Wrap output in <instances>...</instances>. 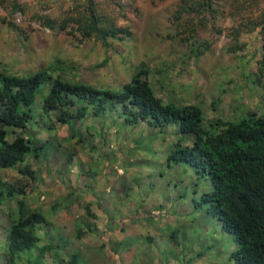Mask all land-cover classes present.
<instances>
[{"label": "rangeland", "instance_id": "1", "mask_svg": "<svg viewBox=\"0 0 264 264\" xmlns=\"http://www.w3.org/2000/svg\"><path fill=\"white\" fill-rule=\"evenodd\" d=\"M18 1L28 9L25 14L9 15L0 7V71L24 76L59 63L57 69L61 66L65 75L69 70L70 79L118 89L144 67L154 94L165 103L198 106L201 124L209 132L215 130L216 119L238 122L264 117V74L260 77L256 65L262 52L256 25L263 21L264 0H215L214 8L223 17L218 22L221 31L217 34L207 25L196 32L199 43H210L198 57L191 54L189 41H183L189 25L174 27L177 10L186 0H134L137 11L127 13L128 21H119L130 26V34L109 39L107 52L99 42L81 40L76 33L42 28L29 17V8H39L37 0ZM69 2L56 3L63 8ZM45 8V13L54 12L56 5L51 1ZM180 15L179 23L191 18L187 12ZM104 56L107 63L97 67ZM46 92L47 83L37 89L27 125L40 147L37 158L30 152L23 163L0 171L5 183L0 196V264H58L55 252L62 261L68 262L70 252L77 264H97L93 258L98 260L99 249L86 243L113 241L118 232L131 235L123 243L136 248L127 264L138 263L137 258L143 259L141 264H235L230 258V235L201 201V194L210 189L209 181L184 163L167 161L181 136L175 125L129 126L108 112L101 118L76 120L72 133L80 138L76 142L64 125L53 120L52 129L48 128L50 120L40 110ZM183 136L179 144L193 139ZM25 167V174L20 173ZM29 172L34 178L23 187V203L27 211L40 213L45 223L35 229L37 244L11 258L3 244L19 196L5 195L10 186L25 185ZM87 204L93 216L86 214ZM78 230L85 233L79 239Z\"/></svg>", "mask_w": 264, "mask_h": 264}, {"label": "trees", "instance_id": "2", "mask_svg": "<svg viewBox=\"0 0 264 264\" xmlns=\"http://www.w3.org/2000/svg\"><path fill=\"white\" fill-rule=\"evenodd\" d=\"M51 1H54L56 10L45 13V5ZM57 1L37 0L39 8H29L30 19L50 32H66L72 36L76 33L81 40L99 42L105 52L110 48L109 39L121 40L130 34V26L119 21H128L127 13L137 11L134 0H68L69 5H63L64 9ZM214 1L194 0L189 3L186 0L174 17V27L189 25L190 33L183 41H189L194 57L201 56L210 46L209 42L199 43L194 38L198 30L209 25L217 34L221 31L218 22L223 19L222 12L218 7L214 8ZM0 7L9 15L14 12L25 14L28 10L18 0H0ZM180 12H187L191 18L179 23ZM4 20L1 19L6 27L13 29ZM256 26L262 40V52L256 63L261 77L264 74V17ZM107 61L108 57L104 56L97 67L104 66ZM58 66L59 63L57 66L49 65L24 76L0 71V171L23 163L30 152L37 158L36 151L40 147L28 134L27 125L32 121L36 91L45 83L47 92L41 99L40 110L50 120L48 128L51 129L55 121L71 130L72 134L76 120L82 121L87 116L101 118L108 112H113L129 126L144 123L161 129L166 125H175L182 137L192 135L193 139L190 145L176 143L167 161L184 163L198 177L209 181L210 190L201 194V201L205 203L206 212L218 221L221 230L230 235L233 243L230 258L234 263L264 264V117L238 122L216 119L212 125L215 130L209 132L201 124L198 106L163 103L154 95L144 67L135 71L118 89H107L70 79L66 76L71 74L69 70L65 75L61 66L57 69ZM71 137L76 142L80 141L79 136L75 138L72 134ZM26 170L25 167L19 172L25 174ZM28 175L25 185H12L5 195L10 198L15 192L19 196L3 244L4 251L11 258L37 244L35 229L45 221L40 213L29 212L24 206L23 187L34 178L33 173ZM4 186L0 177V196L4 195ZM28 190L31 191L30 188ZM89 208L87 204L85 212L93 216ZM76 233L79 236L81 230ZM75 260L73 256L69 263L75 264Z\"/></svg>", "mask_w": 264, "mask_h": 264}, {"label": "crops", "instance_id": "3", "mask_svg": "<svg viewBox=\"0 0 264 264\" xmlns=\"http://www.w3.org/2000/svg\"><path fill=\"white\" fill-rule=\"evenodd\" d=\"M138 203H139V200H138ZM158 206H162V204H158ZM44 223H45V221L42 224H44ZM81 234H85V233L83 231H81ZM124 234L125 233L122 234L121 232H118L117 235H115V237H114L115 239L113 241H108L105 238V242H100V244H97V243L93 244L91 241H90L91 245H89L90 243L89 244L86 243V245H88V246H94V247H96V249H99L100 255H99L98 260L96 258H93L95 260V262H97V264H127L126 261L130 258L129 257L130 251H133V249H136V248H132L131 245H126L123 243V240L125 237H131V235H124ZM104 235H105V233L103 234V236ZM132 236H133V238L137 237L136 234H132ZM138 236H142V235L139 234ZM105 237H107V236H105ZM88 238H92V236L88 235ZM144 238L146 239L145 236H144ZM77 239H79V236L77 237ZM118 244H119V246H118ZM117 246H118V248H117ZM77 247L78 248H76V249H78V252H80V246H77ZM55 255L59 260L58 264H70L71 262L69 263V260L72 261V257L73 256L76 257V255H71L70 252L67 253V257H68V262H67L66 258H65V261H62L60 255H58L57 252H55ZM80 255L83 258L88 259L87 255H85L83 253ZM94 255H90V256L94 257ZM116 256L122 257V259L124 261L122 263H120L119 261H117ZM135 256L139 257L138 255H135ZM136 260L139 264H141V262H140L141 260L143 261V259H139V258H137ZM52 263L56 264L55 262H52ZM138 263H136V264H138ZM75 264H77V258L75 260Z\"/></svg>", "mask_w": 264, "mask_h": 264}, {"label": "clouds", "instance_id": "4", "mask_svg": "<svg viewBox=\"0 0 264 264\" xmlns=\"http://www.w3.org/2000/svg\"><path fill=\"white\" fill-rule=\"evenodd\" d=\"M150 85V84H149ZM152 89V88H151ZM153 91V90H152ZM153 94H154V92H153ZM155 95V94H154ZM163 102V101H162ZM163 103H165V102H163ZM141 124V123H140ZM142 124H144V123H142ZM146 125V124H145ZM148 126V125H147ZM155 129H158V128H155ZM182 136V135H181ZM180 136V137H181ZM180 137H178V140L180 141ZM178 140L175 142V144L174 145H176V143H178ZM190 141H192V140H190ZM191 143V142H190ZM190 143H189V145H190ZM179 144V143H178ZM179 145H187V144H179ZM210 190V189H209ZM155 215H157V212H155ZM6 237V236H5ZM236 264V263H235Z\"/></svg>", "mask_w": 264, "mask_h": 264}]
</instances>
